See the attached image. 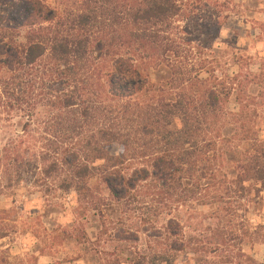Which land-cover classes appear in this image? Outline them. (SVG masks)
Returning <instances> with one entry per match:
<instances>
[{"label": "trees", "instance_id": "obj_1", "mask_svg": "<svg viewBox=\"0 0 264 264\" xmlns=\"http://www.w3.org/2000/svg\"><path fill=\"white\" fill-rule=\"evenodd\" d=\"M223 7L221 0H0V107L29 119L49 108L44 116L65 118L78 137L64 151V187L97 216L94 241L83 224L75 237L100 245L102 264H172L186 250L202 259L228 247L223 227L206 239L200 233L203 242L185 240L175 215L160 224L159 217L188 202L214 204L215 213L228 212L232 198L264 202V134L248 118L257 76L220 70L209 52ZM3 152L5 169L20 174L17 146ZM141 189L156 202L139 216L151 242L125 258L121 247L138 236L107 211L138 202Z\"/></svg>", "mask_w": 264, "mask_h": 264}, {"label": "rangeland", "instance_id": "obj_2", "mask_svg": "<svg viewBox=\"0 0 264 264\" xmlns=\"http://www.w3.org/2000/svg\"><path fill=\"white\" fill-rule=\"evenodd\" d=\"M221 1L224 2L219 13L222 24L216 29L210 27L214 46L209 52L220 60V70L227 72L228 69L230 73L241 68L249 78L257 76L258 85L252 89L256 100L250 103L248 118H256L258 135H262L264 0ZM198 35L199 39L204 38V31L200 30ZM56 88L50 84L51 92ZM38 92L40 89L33 90V94ZM49 112V108L40 107L37 117L29 119L22 111L6 113L0 107V157L4 154L3 148L11 142L22 158L20 174L16 173L15 166L11 165L8 171L2 164L3 159L0 162V264H102L103 248L95 243H81L75 237L79 225L83 224L87 237L94 241L99 230L97 216L82 211L76 193L64 187L62 160L65 156L68 158L64 151L78 137L66 130L65 118L44 116ZM53 162L58 168L54 166L46 174L45 167ZM139 192L138 202L132 201L125 210L111 204L107 211L111 220H119L124 230L138 236L136 242L121 247L125 258L147 249L151 242L147 227L140 225L139 216L156 202L148 189ZM252 196L232 198L228 212L215 213L214 204L188 202L172 214L160 216L159 224L175 215L185 240L196 236L203 242L217 224L223 227L222 235L227 236L228 247L203 254L202 259L186 250L178 253L172 264H264V202L258 203V197L252 200ZM200 233L205 239L199 237Z\"/></svg>", "mask_w": 264, "mask_h": 264}]
</instances>
